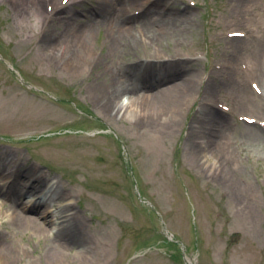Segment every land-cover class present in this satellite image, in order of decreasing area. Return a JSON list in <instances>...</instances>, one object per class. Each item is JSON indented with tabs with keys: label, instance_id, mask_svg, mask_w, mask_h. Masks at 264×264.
Instances as JSON below:
<instances>
[{
	"label": "rangeland",
	"instance_id": "rangeland-1",
	"mask_svg": "<svg viewBox=\"0 0 264 264\" xmlns=\"http://www.w3.org/2000/svg\"><path fill=\"white\" fill-rule=\"evenodd\" d=\"M99 1L0 0L1 264L74 220L59 264H264V0H135L174 21L113 44Z\"/></svg>",
	"mask_w": 264,
	"mask_h": 264
},
{
	"label": "bare ground",
	"instance_id": "bare-ground-1",
	"mask_svg": "<svg viewBox=\"0 0 264 264\" xmlns=\"http://www.w3.org/2000/svg\"><path fill=\"white\" fill-rule=\"evenodd\" d=\"M20 2H28L29 0H18ZM49 1V0H45ZM51 1V0H50ZM53 1V0H52ZM119 1V4L123 2L122 5L125 3H130L131 9L136 8L140 13L138 14L137 17H131L129 15V12L123 11V13L120 10V7L117 8V2ZM162 3L164 2L166 5H168L169 0H160ZM135 0H102L99 1L97 6L95 7L93 14L90 15L89 17H85L86 23L85 25L89 24H104L108 28V34L107 38L111 40L112 44L117 41V37H115V34H118V36H123L124 34H127L131 29H136L138 32L143 33V29H148L152 30L155 34L158 31H162L163 29H166L169 27L170 22L169 21H174V20H167L166 15L160 12H157L156 10L152 9L149 5L142 4L141 9L138 7L137 3L135 4ZM44 3V0H34L32 3L36 9V11L44 13L42 6ZM20 5V4H19ZM21 6V5H20ZM59 21L61 18L57 17ZM65 22L69 21V17L65 18ZM140 21V22H138ZM138 23L139 26L132 27L133 23ZM168 26V27H167ZM154 28H157V31H154ZM121 37V39H123ZM121 43V42H120ZM43 47L44 49H48L49 51L56 50V48H52V43H45L43 42ZM261 50L264 51V47H261ZM140 65H136L135 68L133 69L131 75H137V72H140L142 74ZM76 68H67V70H72ZM127 90V89H126ZM137 95V94H136ZM141 95V96H140ZM139 96H135L136 98H144V95L140 94ZM124 102L130 103V97L128 96H122L121 97ZM124 110V109H123ZM136 114L141 113V111H135ZM204 115H201V118H203ZM211 119V118H209ZM206 142V141H205ZM204 142V143H205ZM208 142V141H207ZM34 169L33 167L27 168L22 172L19 176H16L17 178L24 179L21 181H17V183L11 184L12 188L14 189L13 195L16 196V198H20L23 193L30 194L31 197L37 196L38 199L34 203H32L30 206L26 207L27 211H34L37 210L41 205L45 204V200L50 198V195L48 193H44V196H40V191H39V178H37L34 174ZM18 180V179H17ZM39 200V201H38ZM58 208H56V211H58ZM47 214H42L43 217H48ZM64 217L61 216V212L59 211V215L56 217V222H64L66 220H62ZM29 219V218H28ZM83 225L81 223H78L77 221H68L66 225L62 227V229L59 232H54L53 234V241L55 243V246L52 247V256L50 258V263L52 264H59V261L62 260V258H59L57 254H60V256H63L64 252L67 250V247L70 245L69 239H71L73 236L77 237L80 236V233H82ZM49 232V231H48ZM69 245H68V244ZM1 253V252H0ZM1 264V260H0Z\"/></svg>",
	"mask_w": 264,
	"mask_h": 264
}]
</instances>
